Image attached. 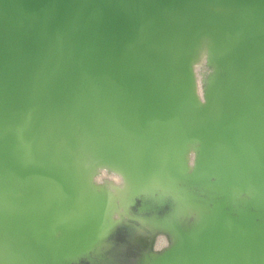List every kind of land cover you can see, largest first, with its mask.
Here are the masks:
<instances>
[{
	"label": "water",
	"instance_id": "water-1",
	"mask_svg": "<svg viewBox=\"0 0 264 264\" xmlns=\"http://www.w3.org/2000/svg\"><path fill=\"white\" fill-rule=\"evenodd\" d=\"M99 169L144 264H264V0H0V264H96Z\"/></svg>",
	"mask_w": 264,
	"mask_h": 264
},
{
	"label": "rangeland",
	"instance_id": "rangeland-1",
	"mask_svg": "<svg viewBox=\"0 0 264 264\" xmlns=\"http://www.w3.org/2000/svg\"><path fill=\"white\" fill-rule=\"evenodd\" d=\"M194 67L197 91L201 93L207 74L204 62L198 59ZM93 181L100 190L109 195H118L116 197H118L119 206L117 205L112 218L114 221L121 222L110 238L111 241L106 245L105 252L101 254L99 261L102 264H144L149 255L162 251L168 245L172 239L170 234L158 229L151 218L136 215V208L131 209L127 206L120 177L108 170L99 169Z\"/></svg>",
	"mask_w": 264,
	"mask_h": 264
},
{
	"label": "flooded vegetation",
	"instance_id": "flooded-vegetation-1",
	"mask_svg": "<svg viewBox=\"0 0 264 264\" xmlns=\"http://www.w3.org/2000/svg\"><path fill=\"white\" fill-rule=\"evenodd\" d=\"M96 264H102L99 259H96Z\"/></svg>",
	"mask_w": 264,
	"mask_h": 264
},
{
	"label": "bare ground",
	"instance_id": "bare-ground-1",
	"mask_svg": "<svg viewBox=\"0 0 264 264\" xmlns=\"http://www.w3.org/2000/svg\"><path fill=\"white\" fill-rule=\"evenodd\" d=\"M116 176V175H115ZM114 178V177H113ZM122 190V189H121ZM115 193V192H114ZM116 194H118V192H116ZM116 196H118V195H116Z\"/></svg>",
	"mask_w": 264,
	"mask_h": 264
}]
</instances>
